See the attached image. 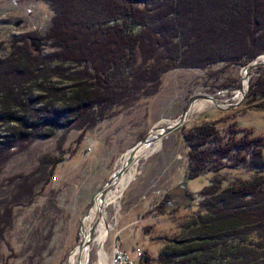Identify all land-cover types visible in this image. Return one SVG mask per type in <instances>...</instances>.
<instances>
[{"label": "trees", "instance_id": "16d2710c", "mask_svg": "<svg viewBox=\"0 0 264 264\" xmlns=\"http://www.w3.org/2000/svg\"><path fill=\"white\" fill-rule=\"evenodd\" d=\"M50 1L55 14L41 38L54 53L15 44L0 58V172L16 151L59 130L80 131L81 144L111 108L157 93L168 70L220 61L245 66L264 54V0ZM255 72L245 101L264 110V68ZM216 124L185 132L188 180L231 157L254 174L226 186L215 174L200 192L199 210L147 264H264V136L235 122ZM62 159L43 158L11 193L0 181V242L14 206L31 201ZM165 194L159 214L195 200L184 184Z\"/></svg>", "mask_w": 264, "mask_h": 264}, {"label": "rangeland", "instance_id": "374dc122", "mask_svg": "<svg viewBox=\"0 0 264 264\" xmlns=\"http://www.w3.org/2000/svg\"><path fill=\"white\" fill-rule=\"evenodd\" d=\"M50 2L0 0L1 59L11 53L15 44H27L31 51L44 55L54 53L51 43L41 38L55 14ZM24 34H29L26 41H20ZM243 67L220 61L208 68L168 70L162 76L157 93L111 108L104 119L84 132L81 144L77 142L80 131L59 130L54 136L37 139L26 150L16 151L0 172L4 193H11L25 175L44 166L43 158L61 155L64 159L58 162L50 181L45 179L35 187L31 201L14 206L12 224L6 228L0 242V264H72L71 257L78 244L85 246L88 240L83 241V228L89 204H93L100 195L99 190L121 167L123 155L154 127L164 129L178 120L189 98L209 95L216 103L192 111L181 128L162 137L160 148L138 162V174L125 189L118 203L119 211L114 206L107 211L109 226H113L104 242L108 264H111L109 256L114 247L125 251L134 261L148 255L159 257L161 247L199 210L204 198L200 192L211 183L215 174L222 178L224 186L254 174L246 165L236 166L231 157L215 165L216 172L207 170L197 178H187L189 146L183 136L192 126L217 122L216 126L222 128L235 122L250 129L253 135L264 136V110L249 108L245 97L236 108L227 109V105H223L242 98L236 97L235 92L241 82L243 85ZM262 68L252 70L250 79ZM218 104L223 108L219 109ZM178 184H184L195 195L193 204L188 208L180 206L174 214H159L156 205ZM95 237L93 232L87 251H83L81 264H99L100 248Z\"/></svg>", "mask_w": 264, "mask_h": 264}, {"label": "bare ground", "instance_id": "6f19581e", "mask_svg": "<svg viewBox=\"0 0 264 264\" xmlns=\"http://www.w3.org/2000/svg\"><path fill=\"white\" fill-rule=\"evenodd\" d=\"M259 62L262 60L264 62V56H259L257 59ZM243 85L241 84V87L243 89H239L235 92L236 97H244L247 91V81L245 80L246 77V68H243ZM203 99V100H202ZM214 103H216L214 98L208 97V98H201L194 102L192 105V109H190V112L192 111H200L202 109H206V107L213 106ZM219 105V104H218ZM223 105H229V104H223ZM217 106V105H216ZM226 106V107H227ZM220 107V106H219ZM223 107V106H221ZM163 128H159V130L155 133H158ZM155 135V134H153ZM152 135V136H153ZM161 146V141H156L154 143H150V145H144L142 146L138 151H136L135 156L133 157V160L130 162L129 169L124 172L123 175L113 180L111 185L107 186L102 192H99L100 195L96 197L93 204L91 203L92 207L90 208V211L88 215L84 219V228H83V241H85L87 238V242H89L92 237L90 230L93 228L92 226H96L94 232L96 233L95 241L97 245L100 248L99 256H100V262L99 264H108V254L105 251L104 242L107 241L110 230L113 229V226H109V218H108V208L110 206L116 207V209L119 211L118 203L123 197L125 189L128 188V186L131 184V182L134 180L135 176L138 174V162L142 158H147L150 155H152L156 150H158ZM131 156V152H127L123 157L121 158V165L129 161V158ZM83 245V246H82ZM85 244H80V248H78L75 252H73V256L71 257V263L72 264H81V260L78 259L80 256L81 259L83 257V253L87 251L88 246ZM84 251V252H83ZM82 264H85L82 263Z\"/></svg>", "mask_w": 264, "mask_h": 264}, {"label": "water", "instance_id": "95a60500", "mask_svg": "<svg viewBox=\"0 0 264 264\" xmlns=\"http://www.w3.org/2000/svg\"><path fill=\"white\" fill-rule=\"evenodd\" d=\"M259 56H261V55H259ZM259 56H257V57H259ZM256 57V58H257ZM255 58V59H256ZM253 60V61H251V62H249L248 64H246L243 68H246V70H245V72L247 73L246 74V77H245V80L247 81V84H246V87H247V91H246V94H245V96L244 97H246V95H247V92H248V90H249V88H248V84H249V80H250V72L252 71V70H255V69H257V68H262V67H264V62L263 61H260V62H257L256 60ZM243 79V78H242ZM241 79V80H242ZM241 84H242V82L240 83V85L238 86V88L239 89H243V87H241ZM232 91V90H231ZM208 97H211V96H209V95H207V96H205V95H195V96H192L191 98H189L190 100H189V102H188V104H187V106H186V108L183 110V112H182V115L178 118V120L176 119L174 122H172V123H170V124H168L166 127H164V129H162L161 131H159L158 133H155V132H157L158 130H159V128H157V127H154L153 129H152V131L150 132V134H148V135H146L145 137H143V139L140 141V142H138L137 144H136V146L134 145L133 147H131V148H129V152H131V156H130V158H129V161H127L126 163H124L123 165H121V167H119V169L118 170H116L115 172H114V174H112L111 176H110V179H109V181H108V183H107V185H104L100 190H99V192H102L105 188H107V186H109V185H111V183L113 182V180L114 179H116V178H118V177H120L121 175H123L124 174V172H126L128 169H129V167H130V162L133 160V157L135 156V154H136V151H138L142 146H144V145H150V143H154V142H156V141H161V138L162 137H164L165 135H167V134H169V133H171V132H173V131H175V130H177V129H179V128H181L182 126H183V124L189 119V115H190V109H192V105L194 104V102L198 99V98H208ZM213 97V96H212ZM244 97H242V98H240L239 100H237V102L236 103H232V104H229L227 107H225V108H227V109H233V108H236V107H238L239 105H241L242 103H243V99H244ZM214 98V97H213ZM218 107H219V105H217ZM222 109L223 107H219V109ZM153 134H155V135H153ZM153 135V136H152ZM90 206H89V208H88V211H87V214L89 213V211H90V208H91V202H90V204H89ZM87 214H85V216L87 215ZM95 228H96V226H93V228H91V230H90V235H91V237H92V234H93V232H94V230H95ZM89 242H91V240L89 241ZM89 242H87V245L86 246H88V243ZM89 247V246H88ZM78 248H80V243L78 244ZM78 259L79 260H82L81 259V257L79 256L78 257Z\"/></svg>", "mask_w": 264, "mask_h": 264}, {"label": "built area", "instance_id": "2783aa9c", "mask_svg": "<svg viewBox=\"0 0 264 264\" xmlns=\"http://www.w3.org/2000/svg\"><path fill=\"white\" fill-rule=\"evenodd\" d=\"M117 246V244H115ZM111 260V264H147L148 259L146 258H139L136 261L130 259V256L120 248L114 247L111 251V256H109Z\"/></svg>", "mask_w": 264, "mask_h": 264}]
</instances>
